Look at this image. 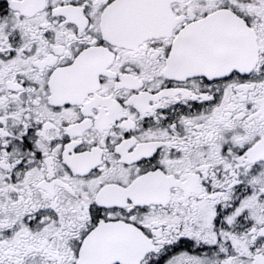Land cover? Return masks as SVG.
Wrapping results in <instances>:
<instances>
[{"label": "snow or ice", "instance_id": "snow-or-ice-1", "mask_svg": "<svg viewBox=\"0 0 264 264\" xmlns=\"http://www.w3.org/2000/svg\"><path fill=\"white\" fill-rule=\"evenodd\" d=\"M0 264H264V0H0Z\"/></svg>", "mask_w": 264, "mask_h": 264}]
</instances>
